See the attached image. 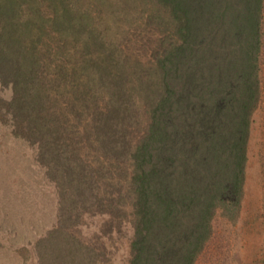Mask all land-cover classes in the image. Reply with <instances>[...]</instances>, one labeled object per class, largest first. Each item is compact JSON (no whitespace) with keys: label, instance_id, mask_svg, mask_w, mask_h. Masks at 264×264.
<instances>
[{"label":"trees","instance_id":"obj_1","mask_svg":"<svg viewBox=\"0 0 264 264\" xmlns=\"http://www.w3.org/2000/svg\"><path fill=\"white\" fill-rule=\"evenodd\" d=\"M211 2L203 51L190 0H0V82L12 90L0 121L37 148L59 194L39 264L96 262L101 248L79 228L95 215L130 222V264H195L214 201L239 206L264 0ZM197 105L213 110L204 140Z\"/></svg>","mask_w":264,"mask_h":264},{"label":"rangeland","instance_id":"obj_2","mask_svg":"<svg viewBox=\"0 0 264 264\" xmlns=\"http://www.w3.org/2000/svg\"><path fill=\"white\" fill-rule=\"evenodd\" d=\"M210 2L190 0L200 25L201 35L199 33L197 43L204 46L203 51L208 48L201 42L211 40L203 31L205 8L211 7ZM150 28L155 31L151 43L157 45L156 38L163 37L165 28L157 22ZM141 30H146L145 23ZM212 46L213 52L219 50L218 44ZM195 55L199 57L200 51ZM201 64V61L196 63V78ZM259 77L261 96L251 119L246 181L240 204L236 208L214 201L218 208L210 223L211 237L195 264H264V46ZM11 98L12 90L4 88L0 82V99L7 102ZM195 113L204 130L195 127L194 133L204 140L209 137L213 110L207 105H197ZM196 162L199 164V157ZM59 207L58 190L39 165L37 148L16 137L9 123L0 121V264H39L37 243L57 225ZM112 221L109 216H86L79 227L85 242L98 244L101 248L96 262L91 264H130L134 229L127 220L122 224ZM109 223H114L110 226L112 229H109ZM179 223L187 225L190 219L183 214ZM168 241L172 243L171 237Z\"/></svg>","mask_w":264,"mask_h":264}]
</instances>
